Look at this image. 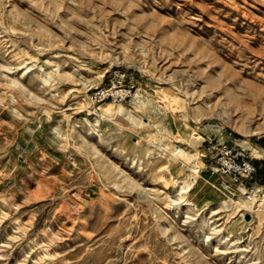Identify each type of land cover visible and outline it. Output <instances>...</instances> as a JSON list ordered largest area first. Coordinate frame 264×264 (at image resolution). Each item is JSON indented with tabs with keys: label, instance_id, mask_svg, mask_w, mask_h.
Masks as SVG:
<instances>
[{
	"label": "rangeland",
	"instance_id": "1",
	"mask_svg": "<svg viewBox=\"0 0 264 264\" xmlns=\"http://www.w3.org/2000/svg\"><path fill=\"white\" fill-rule=\"evenodd\" d=\"M113 68L132 97L94 106ZM208 135L264 193V0H0V264H264Z\"/></svg>",
	"mask_w": 264,
	"mask_h": 264
},
{
	"label": "built area",
	"instance_id": "2",
	"mask_svg": "<svg viewBox=\"0 0 264 264\" xmlns=\"http://www.w3.org/2000/svg\"><path fill=\"white\" fill-rule=\"evenodd\" d=\"M133 86L125 73L118 68L108 72L104 84L96 87L89 95L94 106L110 102L123 104L132 97ZM222 138L206 137L199 158L210 157L211 165L207 167L209 177L215 182L203 180L205 184L228 201L240 199L246 204H253L262 195L263 186L254 180L256 166L250 152L241 148L236 142L227 143ZM252 210H244L250 217Z\"/></svg>",
	"mask_w": 264,
	"mask_h": 264
},
{
	"label": "bare ground",
	"instance_id": "3",
	"mask_svg": "<svg viewBox=\"0 0 264 264\" xmlns=\"http://www.w3.org/2000/svg\"><path fill=\"white\" fill-rule=\"evenodd\" d=\"M252 154L253 155H256L257 156V158H260L261 157V154H260V152L258 151V150H256V149H252ZM186 158V157H185ZM195 174L197 173V171H193ZM190 182V181H189ZM191 185V184H190ZM190 185H187V186H185L184 188H181L180 189V191H179V193L180 194H187L191 189H190ZM262 196H263V198H264V193H262ZM262 202H264V200H261ZM186 207H188V208H195V206H194V204L192 203V202H188V201H186V205H185Z\"/></svg>",
	"mask_w": 264,
	"mask_h": 264
},
{
	"label": "crops",
	"instance_id": "4",
	"mask_svg": "<svg viewBox=\"0 0 264 264\" xmlns=\"http://www.w3.org/2000/svg\"><path fill=\"white\" fill-rule=\"evenodd\" d=\"M206 137H210V138H214V139H216V138H222V139H225V138H226V139H228L227 137H222V136H218V137H215V136H214V137H213V136H209V135H208V136H204V137L202 138V144H203V140H204V138H206ZM225 141H228V140H225ZM191 190H192V188H191Z\"/></svg>",
	"mask_w": 264,
	"mask_h": 264
},
{
	"label": "trees",
	"instance_id": "5",
	"mask_svg": "<svg viewBox=\"0 0 264 264\" xmlns=\"http://www.w3.org/2000/svg\"><path fill=\"white\" fill-rule=\"evenodd\" d=\"M256 171H257V167H256ZM257 176L259 177V175L257 174ZM260 179H262V181H264V171L261 172V176L259 177Z\"/></svg>",
	"mask_w": 264,
	"mask_h": 264
},
{
	"label": "water",
	"instance_id": "6",
	"mask_svg": "<svg viewBox=\"0 0 264 264\" xmlns=\"http://www.w3.org/2000/svg\"><path fill=\"white\" fill-rule=\"evenodd\" d=\"M248 218H249V216H247V215H245V216H244V220H246V221H247V220H248Z\"/></svg>",
	"mask_w": 264,
	"mask_h": 264
}]
</instances>
